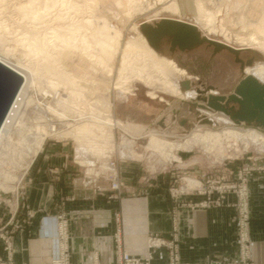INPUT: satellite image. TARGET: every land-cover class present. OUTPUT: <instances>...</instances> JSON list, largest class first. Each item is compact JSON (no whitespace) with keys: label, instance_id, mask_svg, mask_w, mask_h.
Returning <instances> with one entry per match:
<instances>
[{"label":"rangeland","instance_id":"374dc122","mask_svg":"<svg viewBox=\"0 0 264 264\" xmlns=\"http://www.w3.org/2000/svg\"><path fill=\"white\" fill-rule=\"evenodd\" d=\"M8 1H6L8 4L4 2L5 4L3 3L4 5L1 7L2 9H0V32L2 30V25L6 24V27L12 29V36L17 35L16 37H22V35L27 34L28 37L32 35H39V37H43L44 34L45 36H49V34L50 36H52V29H55V26L59 28L60 24L69 22V20L71 21V18H73L74 20L88 18L90 12L87 11L89 9L87 8L85 3H90L92 0H70L72 2L77 1L76 7H73L74 9L72 7H69L70 10L69 8H67L68 6L61 7V5L59 4H57L58 7L51 6L49 8L51 12L48 11L49 15L46 14L44 18L42 15L38 18L40 21L43 20L42 22L35 19L22 17V15L15 10V7H17V0ZM167 1L168 0H143V4L140 7L132 5V7L128 6L126 5L124 0L92 1L93 3L91 4L93 5L96 3L94 6L96 7V9L99 8L98 11L96 10L98 13L96 14V17H99L102 20L109 21L112 26L118 28L122 32V37L119 38V41L116 43V47L114 50L101 45H96L97 47L95 48L97 49V51H99L100 54L106 53L109 57H111L110 65L115 70L112 73L115 82H117V69H119V66L122 62L121 54L123 51V47L132 37H137V32L134 28L135 26H137L142 31L143 23L154 25L156 22L161 21L163 18H179L187 22L190 21V23L192 24L198 21L199 16L196 12L197 10L194 3L195 0H179L182 7V14L166 12L164 6L166 5ZM38 2L40 3L38 5H42L45 1L39 0ZM209 3L211 6H213V9L216 10V15L214 18L216 21L213 19V23H215V31L211 33V36L214 40L224 43L229 42L234 47H240L241 43H239L237 36L233 35L229 31L236 32L237 29L235 27L241 25L242 22H244L246 25H250L253 30L257 29L258 27L264 30V0H209ZM58 15H61L63 19H61V17H59ZM58 19H60V21ZM226 34H228V36ZM254 37L256 36L254 35ZM50 39L53 40V38ZM13 43H11V45L15 49V59H19L22 62L28 61V57L27 55H25L26 53L24 51L25 47H23L18 42L15 43L13 41ZM53 43L54 42H52V44ZM60 46L61 45H58L57 47L59 48ZM54 47L55 46L53 45L52 49H54ZM64 50L68 52V54L67 52L65 53L66 55H68H65L66 60H68L66 63L76 76L78 75L87 79H90L94 76L93 78L96 77L98 80H100L99 84L101 85L97 83L98 85H95L96 88H89V91H92L93 93L94 90L95 92H97V94H100L98 90L103 89L109 92H107L108 94H106L113 102V107L111 108L112 113L116 119L120 120L121 125H118L114 128L111 126L112 130L109 127L107 131L97 127H91L89 134L81 133V135L79 133V130L82 127H79L75 129L73 133L66 134L63 132H68V130L72 128V124L74 121L71 120L72 122L70 123H64L66 125L63 126L61 121H59L55 117L53 118L52 116L50 120L49 118L43 120L42 124L45 125V127L47 126L48 132L46 130L44 132L42 131L41 133L43 134H41V136L43 138L41 137V139L37 140L35 138V133H33L36 130V125L33 124V131L31 130L30 133L28 132L26 134L28 142L27 144L28 146H32L30 147L32 149V152L29 153L30 155L26 154L22 158V153H20V150H16V152L13 153L15 154L14 157L16 158V166L14 169H8L13 173V178L0 181V210H8L6 209V206L9 205L11 207V205H15L16 199L18 200L19 206V204L21 203L22 188L27 177V174L25 175V173L29 168L32 160L36 157L45 142L56 140L66 142L68 145H70L72 147L75 160L77 161L76 157L78 156V161L81 164L88 166L89 173H99L107 171L108 164L106 163V160H108L110 156L113 160L118 159L119 163L121 161H127V159L139 160V163H141V166L143 167L142 172H144L148 176L156 175L166 181V185L168 186L172 198L175 199L179 204L185 203L180 199V196L192 192H197L198 194L206 196L203 201L196 202L200 205H219L223 202L224 197H226V194L228 193H236V203H241L242 198L239 192L230 190L221 193L218 190L214 189H216V186H218L219 184L231 185L240 182V172L244 171L247 167H264V164L258 163L260 159L264 160V142L261 143L259 141H256L246 143L240 139L239 141H235V139L232 137H226L224 143L227 150L225 149V154H223L222 156H215L214 153H209L202 146H189L186 142L190 138V134L195 130H222L229 126H233L238 127L239 129L244 131L253 128L261 134H264V126L255 127L250 126L246 123L236 124L233 120L231 123H229L226 120L218 119L210 114L217 111L201 109L199 103H205L202 100H197L196 98L195 100H193L189 96L180 97L178 95H174L172 92L166 93V90L163 89H152V87H147L145 83L141 81L134 80L132 82L133 89L130 90L129 93L124 94L120 91V89L111 91L109 90V81L104 78L107 76L101 74V72H98L99 70L97 68L94 69L93 65H89L88 60L82 55V51H77L75 54V52L69 51L68 49L66 50V48ZM157 52L174 59L180 67L185 68L188 73L192 75V90L194 96L196 97L197 95H199L197 89L203 90V93L205 95L213 93H215L216 95H229L231 93H234L237 85L246 76V73H244L246 67L253 65L255 61L264 62V49L262 50L260 48H257V50H241V52L239 53V57L241 59H243L244 61H247L249 58L253 59L251 64L246 63L244 65V68L241 69V63L236 61L237 56L228 49L224 48L215 52V46L210 45L209 43H203L200 46L190 50H181L178 47L172 49L171 39H165L164 43H162L161 50ZM14 56H12L11 58H14ZM32 61V64H35L36 60L32 59ZM90 68L92 70H90ZM104 82L105 84H103ZM22 85L24 86L26 84ZM111 85L114 86L116 85V83H113ZM208 87L211 88L208 89ZM103 90L102 92H104ZM152 90L155 91L156 97H152L151 95H149V91ZM67 94L68 93L65 88L59 86L54 96L55 98L61 96L67 97ZM41 95V97L47 98L48 101H53L51 95H49L48 97V95H44V92ZM105 95L103 94V96ZM97 97H99V95ZM72 118H74V116ZM83 118L85 121H92L88 117ZM207 120H209L210 122H207ZM23 122L26 123L29 121L26 119ZM48 123L49 125H47ZM51 124L53 125L50 127ZM21 127V125L13 126V131L20 132ZM52 127L54 128L52 129ZM61 128H64V131H60ZM153 133L158 134L162 139H165L174 144L172 149V156L165 157L162 153L150 149L149 144L151 135ZM20 138L21 136H18L17 140ZM21 141H23L22 138ZM15 147L17 149H21V147H23V143L21 145L14 146L13 148ZM127 147L128 149H131L133 151L132 155H129L128 150H126ZM88 156H91L90 160H88ZM179 157L182 158L181 161L176 160L179 159ZM95 161L105 163H103L101 167H96ZM119 163L118 178L116 179L120 185L119 188L113 187V181L115 180L113 179L114 177H112L111 179L109 178L111 181L112 190L117 192L123 186L122 181L120 180ZM77 167H80L78 163ZM83 169L85 170V167ZM187 175L190 177L194 176L198 179H201L203 183V191L198 192L196 190L191 192H184L183 187L184 189H187L186 191H188L190 188L194 189L199 186L198 181L194 180V178L187 177ZM185 176L186 178H184ZM213 186H215V188H213ZM173 190L177 191L178 193L174 194L175 192H173ZM9 212L7 213L8 215H10ZM248 212L249 222L251 214L249 210ZM4 214L5 213H3V217L0 216V228H3V230L7 225L6 223H8L9 221L6 219L7 215L5 214L4 216ZM236 214L238 226L239 257L237 259L231 260L209 259L203 261L200 264H214L216 262H219V264H257L252 259V244L250 236L248 242L250 247V254L249 258L244 262L241 253L242 243L240 226L242 218L239 209ZM46 216L50 215L46 214L40 218V235L44 234L42 231V222L44 221V218ZM31 217L33 218L34 216L32 215ZM3 232H5V230ZM155 235H158L159 237L165 239L168 243H170V245L176 248L180 259L178 262L179 264H192L182 262L180 255V246L175 234H173L172 239H166L165 237L157 233L153 234V236ZM46 236L52 237L49 235ZM1 237L6 244V239L3 237V234H1ZM158 248H164L166 250L168 257V262L166 264H174L172 261V257L175 255V250L168 245L156 246L151 248V264H154V249ZM146 256L147 253L145 256L139 258L145 259Z\"/></svg>","mask_w":264,"mask_h":264},{"label":"crops","instance_id":"0c3cea01","mask_svg":"<svg viewBox=\"0 0 264 264\" xmlns=\"http://www.w3.org/2000/svg\"><path fill=\"white\" fill-rule=\"evenodd\" d=\"M76 159L66 142L44 143L25 173L21 203L18 206L16 199L15 205L6 206L8 210H0V216L5 213L9 220L1 225L12 233L8 253L0 228V257L10 254L15 264H49L60 245L57 239L39 233L40 218L46 214L64 215L68 221L70 264H118L119 243L130 254L143 257L148 251V236L155 233L166 239L177 236L184 263L239 257L236 193L226 194L219 205L197 204L206 196L186 193L180 196L185 203L179 204L166 181L146 175L135 159L117 161L123 184L117 192L111 188L107 171L89 173L88 166L81 164L78 156ZM103 163L95 161V166ZM258 163L264 164V160ZM190 178L202 187L201 179ZM248 188L251 255L255 263L264 264V169L250 175ZM53 225L48 223L44 230ZM154 250L153 263L166 264V250Z\"/></svg>","mask_w":264,"mask_h":264},{"label":"bare ground","instance_id":"6f19581e","mask_svg":"<svg viewBox=\"0 0 264 264\" xmlns=\"http://www.w3.org/2000/svg\"><path fill=\"white\" fill-rule=\"evenodd\" d=\"M6 1L8 0H0V9H2L1 7L5 4L4 2ZM38 1L39 0H17V7H15V10L18 11L19 14H21L24 18H30L40 21L38 18L42 15L44 18V16L49 13L48 11H50L49 8L51 6L54 7L59 4L61 5V7L68 6L67 8H73L76 7L77 3V1L72 2L70 0H44L45 2L44 4H42V6L38 5L40 4ZM92 1L90 3H85L87 8L89 9L87 11L90 12L88 18H83L81 20H74L73 18H71V21L69 20V22L60 24L59 28L55 26V29H52V36H50V34L49 36H45L44 34L43 37H39V35H32L28 37L26 34L22 35V37H16L17 35H11L13 34V31H11L12 29L6 27V24L2 25V30L0 32V61L21 74V76L23 77V84L26 85L21 86L22 89H20V91L18 92L7 117L0 128V181L13 178V173L8 169H14L16 166V158L14 157L15 154H13L14 152H16V150H20V153H22V158L24 155L32 152V149L30 148L32 146H28L27 144L28 142L26 134L28 132L30 133L31 130L33 131V124L36 125V130L33 133H35V138L37 140L41 139V134H43L41 133L42 131H47V126L45 127V125L42 124L43 120L47 118H49L50 120L52 116L53 118L55 117L56 119L61 121L63 126L66 125L64 123H70L72 122L71 120L74 121L72 124V128L68 130V132H63L66 134L73 133V131L79 127H82L79 130V133L81 135V133L89 134L91 127H97L107 131L109 127L112 130V127L114 128L118 125H121L120 120L116 119L112 113L111 108L113 107V102L107 95L109 92L102 89L104 92H102V90H98L100 94H97V92L93 90L95 85L97 83L99 84L100 82V80H98L96 77L93 78V75V77L90 79L78 75L76 76L66 63L68 60H66L65 57V53L67 52L64 50L65 48L66 50L68 49L69 51L75 52V54L77 51H82L81 53L88 60L89 65H93L94 69L97 68L99 70H97L98 72H101V74L107 76L104 78L109 81V90L111 91L120 89V91L124 94L129 93V91L133 89L132 82L136 80L144 82L147 87H152V89H163L166 90V93L172 92L174 95H178L180 97L189 96L193 100H195V98L199 100L198 96L204 94L203 90L199 92V89H197L199 95H197V97L194 96L192 90L193 82L191 81L192 75L189 74L185 68L180 67L174 59L159 54L157 51L160 50L150 45L149 40L147 39L145 34L137 26L134 27L137 32V37H132L123 47V51L121 54L122 62L119 66V69H117V82H115L112 75L115 70L110 65L111 57H109L106 53L100 54L99 51H97V49L95 48L97 47L96 45H101L114 50L116 47V43L119 41V38L122 37V32L118 28L112 26L109 21L102 20L101 18L96 17L99 8L96 9V7L94 6L96 3L92 5ZM124 1L128 6L132 5L140 7L143 4V0ZM194 3L197 10V15L199 16L196 23L192 24L190 23V21L187 22L183 19H176L195 25L199 32L202 33V36L238 50L239 53L244 49H264V30L260 29L259 27L253 30L250 25H246L244 22H242L241 25L235 27L237 29L236 32H232L227 29L233 35L237 36L239 43H241L240 47H234L229 42L224 43L214 40L211 36V33L215 31V23H213V19L215 18L216 10H214L213 6L210 5L209 0H195ZM164 9L166 12L182 14V7L179 0H168L166 2V5L164 6ZM59 17H61V15ZM61 19L63 18L61 17ZM58 20L60 21V19ZM42 21L43 20H41L40 22ZM226 35L228 36V34ZM254 35L256 37H254ZM50 38H53V40H51ZM13 41L15 43L18 42L23 47H25V50H23L26 53L25 55H27L28 57V61L22 62L19 59H15V49L11 45ZM52 42L54 43L52 44ZM57 44L61 45L62 47L60 46L61 48H58ZM53 45L55 46L54 49H52ZM12 56H14V58H11ZM32 59L36 60L35 64H32ZM91 68L90 70H92ZM244 73H246V76H254L261 83H264V62L255 61L253 65L246 67ZM184 81H188L190 83L189 88L182 87V83ZM113 83H116V85H111ZM103 84H105V82ZM59 86L65 88L68 93L67 97L61 96L55 98L54 94H56ZM89 88H93V93L92 91H89ZM43 92L44 95H48V97L49 95H51L53 101H48L47 98L41 97V94H43ZM103 94L106 95L103 96ZM98 95L99 97H97ZM149 95H151L152 97H156L155 91L153 90L149 91ZM212 95L216 94L213 93ZM199 106H201V109L203 110L217 111L210 114L218 119L226 120L229 123H231L232 120L234 121V119L228 113L221 110L212 109L208 107L206 103H199ZM229 106L231 105L229 104ZM232 107L237 108V106L235 105H232L230 108ZM73 116L74 118H72ZM83 117H88L92 121H85ZM26 119L29 122L24 123L23 121H25ZM207 122L210 121L207 120ZM234 122L236 124L245 123H237L236 121ZM16 125L22 126L20 132L13 131V126ZM47 125H49V123ZM52 125L53 124H51L50 127ZM250 126L261 127L257 125ZM53 128L54 127H52V129ZM60 131H64V128H61ZM18 136H21L23 141H21V138L17 140ZM226 137H232L235 139V141H239L240 139L246 143L256 141H259L261 143L264 142V134H261L253 128L244 131L239 129L238 127L229 126L222 130H195L190 134V138L186 143L189 146H202L209 153H214L215 156H222L227 150L224 143ZM22 143L23 147H21V149H17L16 147L13 148L14 146L21 145ZM173 146L174 144L172 142L162 139L158 134L153 133L151 135L149 144L150 149L162 153L165 157L172 156ZM126 150H128L129 155L133 154V151L131 149H128V147ZM87 158L88 160H90L91 156H88ZM117 161L118 159L113 160L111 156L109 157L107 172L108 178L110 179L112 177H114V179L118 178ZM200 188L197 187L196 189L199 190ZM183 190L185 192L187 189H184L183 187Z\"/></svg>","mask_w":264,"mask_h":264},{"label":"water","instance_id":"95a60500","mask_svg":"<svg viewBox=\"0 0 264 264\" xmlns=\"http://www.w3.org/2000/svg\"><path fill=\"white\" fill-rule=\"evenodd\" d=\"M142 31L150 44L161 50L164 39H171L172 49L178 47L181 50H190L207 42L215 46V52L226 48L233 52L244 65L251 64L253 59L244 61L239 57V51L229 46L213 41L207 37H202L195 25L177 19L166 18L153 24H143ZM23 84L21 74L8 67L0 61V128L3 125L18 92ZM183 88H189L190 83L184 81ZM211 87H208L210 89ZM201 92V89H199ZM208 107L228 113L237 123L245 122L250 125L264 126V83L251 75L245 76L237 85L235 92L229 95H199ZM230 103H234L237 108H230Z\"/></svg>","mask_w":264,"mask_h":264},{"label":"built area","instance_id":"2783aa9c","mask_svg":"<svg viewBox=\"0 0 264 264\" xmlns=\"http://www.w3.org/2000/svg\"><path fill=\"white\" fill-rule=\"evenodd\" d=\"M264 167H247L244 171L240 172L239 178H241L240 182L234 183L231 185L227 184H219L216 186V189L219 192L224 191H237L239 192L242 201L241 203H238L239 211L241 213V243H242V257L244 259V262L249 258L250 254V247H249V222H248V181L249 176L255 171V170H263ZM114 179V178H113ZM114 188H119V183L115 179ZM215 188V186H213ZM213 190V189H212ZM210 190V191H212ZM198 192L203 191L202 187L197 190ZM209 191V190H208ZM204 191V192H208ZM175 192L174 194H177L178 192L173 190ZM48 223H53L54 225L48 230H44V227L47 226ZM43 224V233L49 236H52V238L57 239L59 241V251L58 254L51 260L49 264H70L69 262V246L67 244V229H68V221L64 215H50L46 216L44 218ZM3 237L6 239V249L8 253H11V245H12V233L10 230H5L3 233ZM162 245H168L171 246L175 252L174 256L172 257V261L174 264H179V255L176 251V248H174L170 243H168L165 239L159 237L158 235L153 236V234H150L148 236V252L145 259H141L137 256L131 255L128 251H126L122 243H119L118 245V252H119V264H151L152 259V253L151 248L156 246H162ZM0 264H15L11 255L9 254L8 258L4 259L0 257ZM96 264V263H93ZM214 264H219V262H216Z\"/></svg>","mask_w":264,"mask_h":264},{"label":"flooded vegetation","instance_id":"af4514ba","mask_svg":"<svg viewBox=\"0 0 264 264\" xmlns=\"http://www.w3.org/2000/svg\"><path fill=\"white\" fill-rule=\"evenodd\" d=\"M230 105L232 106V105H234V103H230Z\"/></svg>","mask_w":264,"mask_h":264}]
</instances>
